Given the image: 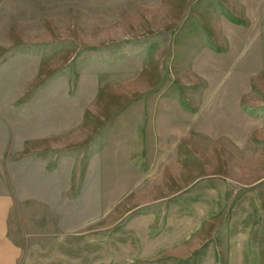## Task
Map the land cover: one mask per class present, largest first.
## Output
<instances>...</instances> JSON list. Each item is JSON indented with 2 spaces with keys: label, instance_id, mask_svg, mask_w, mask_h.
<instances>
[{
  "label": "rangeland",
  "instance_id": "obj_1",
  "mask_svg": "<svg viewBox=\"0 0 264 264\" xmlns=\"http://www.w3.org/2000/svg\"><path fill=\"white\" fill-rule=\"evenodd\" d=\"M12 3L0 178L32 263L264 264V0Z\"/></svg>",
  "mask_w": 264,
  "mask_h": 264
},
{
  "label": "crops",
  "instance_id": "obj_2",
  "mask_svg": "<svg viewBox=\"0 0 264 264\" xmlns=\"http://www.w3.org/2000/svg\"><path fill=\"white\" fill-rule=\"evenodd\" d=\"M6 0H1V8H5ZM7 4V24L10 26L14 23L15 7L14 0ZM10 2V0H8ZM10 124L7 121H0V161L9 157V146L11 145ZM14 188L10 185V178L1 176L0 178V264H33L32 252L29 247V240L25 239L20 231L19 224L11 211L14 204ZM13 215V216H12ZM16 224V225H15ZM18 224V225H17Z\"/></svg>",
  "mask_w": 264,
  "mask_h": 264
}]
</instances>
